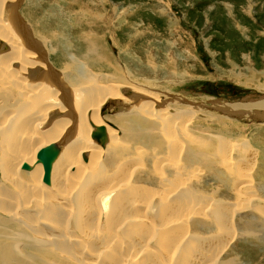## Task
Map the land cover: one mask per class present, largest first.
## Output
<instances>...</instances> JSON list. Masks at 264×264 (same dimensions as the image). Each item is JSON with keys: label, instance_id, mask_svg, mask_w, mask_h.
Listing matches in <instances>:
<instances>
[{"label": "rangeland", "instance_id": "374dc122", "mask_svg": "<svg viewBox=\"0 0 264 264\" xmlns=\"http://www.w3.org/2000/svg\"><path fill=\"white\" fill-rule=\"evenodd\" d=\"M21 3L17 14L25 30L43 48L44 59L38 54L43 67L46 61L53 72L65 74L71 85L66 83L68 91L64 99L54 93V88L49 89L51 97L46 99V87L54 77L44 67L45 74L40 77V82L46 83L42 86L44 96L38 89L37 95L33 94L39 98L35 99L38 104L26 101L21 108L22 94L34 76L27 69L23 72L25 64L20 61H0V199L4 197L0 200V216H5L8 207L11 213L8 216H12L14 224L17 221L27 224L34 219L33 224H38L41 230L77 239V243L66 242L70 251L64 246L65 251L56 254L53 248H45L51 256L36 248L21 249L22 253L30 258L37 253L38 259H45L47 264H95L98 256L103 264H264V111L241 109L260 102H242L246 96H264L259 89L264 87V0H22ZM7 5L2 7L3 19L7 18L4 11ZM2 44L0 41V48H6ZM2 48L0 52L5 50ZM78 68L82 76L75 78L72 73ZM109 84L119 87L122 102L133 94L134 90L127 89L129 86L158 95L156 108L167 107L171 111L160 117L167 124H159L157 117L145 120L139 112L134 120L132 115L125 114L124 106L135 103L124 102L121 110L120 99L106 98L101 89L96 93L97 87L104 90ZM85 85L94 86L84 91ZM71 88L73 92L79 90L77 95L73 96ZM123 90L131 92L130 95ZM134 93L149 99L147 93ZM180 107L191 108L197 115H190ZM46 108L58 111L46 110L43 120L36 119ZM91 119L101 120L104 130L113 129L116 139L122 133L121 142L133 147L132 150L110 152V143L105 141L101 149L94 139L88 152L94 154L78 153L80 138ZM133 122L143 127L138 132L125 133ZM178 127L187 130L189 142H182L184 138L176 133ZM92 128L89 131L96 133L97 138L100 127L92 125ZM69 129L68 135H73L66 137ZM3 134H8L6 144L2 142ZM10 134L12 139L8 140ZM187 144V150L197 159L185 157ZM37 146L40 149L36 150ZM36 151L43 159L36 157ZM98 154L101 165L96 169L97 175L85 183L79 179V184L80 172ZM226 157L235 163L223 168ZM72 160L78 165L76 168H71ZM162 160L166 165L164 171L157 169ZM174 161L173 167L177 166L180 176H189L192 183L183 187L182 191H187L184 197L168 185ZM135 167L137 171H133ZM195 170L201 174L196 180L190 174L193 171L198 176ZM242 170L249 171L257 195L237 201L235 191L240 181L234 182L233 176ZM158 173L163 181L158 179ZM36 183L42 186V192L35 189ZM92 186L97 188L89 189ZM101 192L116 193L104 218L100 209L104 195H98ZM54 198L56 203H50ZM160 200L163 203L155 208L156 212L154 208L151 210L154 214L145 208ZM209 206L215 213L208 216ZM46 209L43 223L40 211ZM165 209L169 211L165 225H169L163 235V232L154 235L152 245L148 246L152 237L147 230L152 224L163 226L159 223L164 224ZM159 213L161 217H154ZM179 215L186 216L187 226L175 231L171 224L173 217ZM132 216L148 225L140 222V226H130L127 222ZM213 216L222 218L217 227ZM10 230L33 236L39 231L29 230L22 223H16ZM180 230L184 233L181 245L169 260V253L174 250L167 247L165 255L161 254L162 248L155 242L165 244L164 236L168 235L178 241L179 235H171ZM113 238L121 241L115 239L114 243ZM104 248L107 249L101 253ZM122 258L129 260L122 262Z\"/></svg>", "mask_w": 264, "mask_h": 264}, {"label": "bare ground", "instance_id": "6f19581e", "mask_svg": "<svg viewBox=\"0 0 264 264\" xmlns=\"http://www.w3.org/2000/svg\"><path fill=\"white\" fill-rule=\"evenodd\" d=\"M12 1H14V0H2V2H1V6H0V12H1V14H0V41H1V44H2V46L3 45H6V48H4L5 50L4 51H1L0 52V61H2V60H4V59H8V60H16V61H20V62H22V63H24L25 64V66H24V69H23V72H25L26 73V69L27 70H29V71H31V73H32V76H34V80L33 81H31V82H29V85H28V87L25 89V92L26 93H24L23 92V94H22V98L20 99L21 101H22V103H21V105H22V107L21 108H24L25 106H24V104H25V102L27 101L28 103H32V104H38V102L36 101L37 100V98L38 97H35L37 94H35V93H37L38 91V89H40L41 88V93H43V94H40V95H42V97L44 96V91H43V89H42V86L44 85V86H46V83H44L43 81L42 82H40V77L42 76V75H44L45 74V71H43L44 69V67H45V69H46V73H50V71L52 72V77H54L53 79H51L50 81H51V85H47V87H46V90H45V98L46 99H49L50 97H51V94L49 93V89L50 88H54L55 89V91H54V93L55 94H58V95H61L60 96V98L62 99H64V97H67L66 96V93L67 92H64V90L62 89H59L58 87H57V85H58V83L62 86V87H67L66 85V83H69L70 85H71V83H70V79L67 77V79H66V77H65V74H57V73H55V71L53 72V70L51 69V67H48V63H46V61L44 62V67H43V62H42V60L40 59V55L38 56V54L36 55V53H34V51H31V50H29V49H26V48H23V47H21V44H20V42H19V40H18V37L16 36V34L13 32V31H11V28L13 27V25H14V23H13V21H11V24L9 23V21L7 20V18L5 19H3V12H2V7H3V5L4 4H9L10 2H12ZM21 1L22 0H20V4H22L21 3ZM20 4H19V6H18V8H17V10L20 8ZM65 5V4H64ZM11 6H6L5 8H6V10H5V8H4V11H6L7 13L10 11V8ZM53 10V9H52ZM55 11V10H54ZM67 12V11H66ZM7 13H6V17H7ZM65 13V12H64ZM55 14V13H54ZM63 14V13H62ZM65 15V14H64ZM59 16V15H58ZM67 16H69V15H67ZM62 17V16H61ZM65 17V16H64ZM53 18V17H52ZM57 18V17H56ZM59 18V17H58ZM62 19V18H61ZM47 20V19H46ZM7 21V23H6V25H5V22ZM60 21V20H59ZM62 21V20H61ZM38 22V21H37ZM64 22V21H63ZM61 23V22H60ZM70 23V22H69ZM13 24V25H12ZM11 25H12V27H11ZM62 25V24H61ZM60 24H59V26H61ZM48 26V25H47ZM58 28V27H57ZM67 27H64V29H66ZM72 28V27H71ZM20 29L21 28H18V32H20ZM60 29V28H59ZM63 29V30H64ZM68 29V28H67ZM9 35H11V37L9 36ZM34 35L36 36V35H38L37 33H34ZM66 36H68L67 34H66ZM40 39V38H39ZM58 40V39H57ZM64 40V39H63ZM58 44H59V41H58ZM8 46H9V49L7 50V48H8ZM61 46V45H60ZM2 48V47H1ZM0 48V49H1ZM2 48V49H3ZM43 49V48H42ZM64 49H68L67 48V46L66 45H64ZM51 51V50H50ZM7 52V53H6ZM44 52V51H43ZM48 53V52H47ZM50 53V52H49ZM44 54V53H43ZM62 54V53H61ZM66 54V53H65ZM62 56V55H61ZM47 57V56H46ZM49 57V56H48ZM43 59H44V57H43ZM63 59H64V57H63ZM47 60V59H46ZM81 73V69L80 68H78V69H76V71L75 72H73L72 73V75H74L75 76V78L77 77V76H82V74H80ZM59 76V78L57 77V75ZM48 76H50V75H48ZM47 79V78H46ZM59 79L61 80V81H59ZM38 80H39V82H38ZM42 80V79H41ZM58 80V81H57ZM49 81V80H48ZM61 82H63V83H61ZM37 83H39L40 85L38 86V84ZM111 84H113V83H111ZM57 87V89H56V87ZM72 86H73V88H74V84H72ZM94 85H92L91 87H93ZM71 87V86H70ZM91 87H87L86 85L83 87L84 88V91L86 90V89H88V88H91ZM32 88L34 89L33 90V93H32ZM36 88V89H35ZM132 89V90H134V91H136V92H139V93H147L148 95V97H149V99L148 100H145L146 98L144 97V96H140V95H138L137 93H134V91H133V94H131V96H129L128 97V95H130L129 93H131V92H129L130 90L129 89ZM70 89V88H69ZM100 89H101V91H104V94H105V96H106V98H114V99H120L119 101H121V93L118 91V90H120L119 89V87H117L116 85H112V87H110V84H109V86H106L105 88H104V90L102 89V88H100V87H97V89H96V93L98 94L99 93V91H100ZM127 89L129 90V91H127V90H123V92L124 93H128V95H127V100L126 101H124L125 103H127V102H133V103H135V105H126V106H124L125 104H124V102H122V103H119V106H121L122 108H120L121 110H123V106H124V108H127V111H125V114H127V115H132V118L134 119V120H136L137 118H138V116H137V114L136 113H140L141 115V118H147V119H145V120H148V119H150V117H157L158 118V120L160 121V122H158L159 124L161 123V122H163L165 125L167 124V122L166 121H164V120H162V119H160V117H162L163 115L165 116V114H168L169 112H171L170 111V109H168L167 110V107H161V106H159L160 108H156L157 106H158V101H157V96L158 95H155V94H153V93H149V92H147V91H142V90H140V89H135L134 87H127ZM262 92H264V87L263 88H259ZM258 89V90H259ZM77 91H75V92H73V90H72V88H71V93L73 94V96L74 95H77V93H78V89H76ZM95 89H93V91H94ZM77 92V93H76ZM33 94H35V96L33 95ZM124 95H126V94H124ZM146 95V94H145ZM30 96V97H29ZM64 96V97H63ZM73 96H72V99H73ZM24 98H26V99H24ZM29 98V99H28ZM36 99V100H35ZM39 99V98H38ZM90 101H91V99H89ZM264 98L263 99H261V100H259L260 102H255V103H252V104H249V105H244V107H242L241 109H255V110H258V111H264ZM41 101V100H40ZM61 101H63V100H61ZM262 101V102H261ZM45 102V101H44ZM42 103H43V101H41V103H39V105H41L42 106ZM45 105H49V104H46L45 103ZM117 105V104H116ZM181 109H185L190 115L192 114L193 116H195V115H197L194 111H191V108H187V107H180ZM46 110H47V112H49V113H56L58 110L57 109H55V108H46V109H44L42 112H41V114L36 118V119H38V120H43L45 117H46ZM193 110V109H192ZM235 113V112H234ZM233 113V115H235ZM225 114H227V113H225ZM229 114V113H228ZM153 115H155V116H153ZM232 115V116H233ZM20 115H17V118L19 117ZM263 117V116H262ZM15 120L16 119H14L13 121V124L15 123ZM10 122V121H9ZM134 123V125H132V123H129V127L128 128H126V132L125 133H127V132H130V131H134V132H138L143 126H141V125H139L138 123H136V122H133ZM88 125H87V127H86V131L83 133V135H82V137L80 138V142H79V145H80V147H79V149L77 150L78 151V153H81V154H83V153H88V152H90L92 149H91V146L93 145V141H94V139H96L97 140V142H98V145L101 147V149L102 148H104L105 147V141L107 142V143H110L109 145H110V152H115V151H120V150H123V151H127V152H130L131 150H132V148L128 145V147L126 146V143H122L121 141H123V139H122V133L120 134L119 133V137H117L118 139H119V141H118V139H116V137L114 138V135H113V129H107V130H104V128H103V125H104V123L100 120V121H98V120H95V119H91L88 123H87ZM10 125H12V124H10ZM92 125L93 126H96L97 125V127H100V130H98V132L100 133V134H97V138H95V134L96 133H93L92 131H89V130H93V128H92ZM4 128V127H3ZM182 128H184V127H182ZM182 128H180V127H178V129L176 130V133L178 134V135H181V137L182 138H184V140H182V142H185V141H187V142H189L190 141V139L191 138H189L188 137V132H187V130L184 128V132H182ZM137 129V130H136ZM182 129V130H181ZM87 131H89V132H87ZM69 132H71L70 131V129L66 132V134H65V136L66 137H70L71 135H73V133H71V135H68V133ZM131 133H133V132H131ZM139 134V133H138ZM8 136V134H3V137L1 136V138H2V142H4L5 143V138ZM10 138H8V140H11L12 139V135L10 134ZM131 138H133V137H131ZM1 140V139H0ZM170 141V140H169ZM168 141V142H169ZM25 142V141H24ZM23 142V143H24ZM239 142V141H238ZM6 144V143H5ZM118 145H122V146H124V147H126V148H122V149H118L119 147H118ZM189 144H187L185 147H184V150H185V157H187V158H190V159H197V157L198 156H196L193 152H189L188 150H187V146H188ZM7 146V145H6ZM180 146V143H178V145H177V147H179ZM244 146V145H243ZM1 147V146H0ZM7 148H9V147H6V149ZM37 149L36 150H38V149H40V147L39 146H37L36 147ZM113 149V150H112ZM231 149V148H230ZM229 149V150H230ZM249 149V148H248ZM8 150V149H7ZM96 150V149H95ZM107 150H108V148H107ZM106 150V151H107ZM232 150V149H231ZM125 151V152H126ZM234 151V150H233ZM7 152H9V151H7ZM35 152V151H34ZM36 153H37V151H36ZM178 153V152H177ZM88 154H94V153H88ZM225 156V155H224ZM238 157V156H237ZM247 158V157H246ZM100 155L98 154L97 155V157L96 158H94V160H93V162L92 163H90L88 166H87V168H84V169H82V171L80 172V174H79V177H78V182H79V184H80V180H82V182L81 183H85L86 182V180L88 179V178H92V176H94V174L95 175H97V171H96V169H97V167H99L100 165H101V161H100ZM123 160V159H122ZM223 161V160H222ZM165 161H161L159 164H158V166H157V169H159V170H162L163 168L165 169V167H166V165H165V163H164ZM231 162H232V164H231ZM237 162V161H236ZM72 166H71V168H76L75 167V165H77L75 162H74V160H72ZM173 163H176V161H174V162H172V166H171V174H172V176L173 177H171V179H170V181H168V185L170 184V189H172L174 192H176V194L177 195H179V196H181V197H184L185 195V192H187V191H182V190H184L183 189V187L184 186H186L187 185V187L190 185V184H192V183H190L189 182V180H190V177L189 176H187L186 178H182V176H180V172L178 171L177 172V170H176V168H177V166H176V168L175 167H173ZM235 163V162H234ZM233 161H232V159L231 158H229V157H226V158H224V162H223V165H222V167L223 168H226V167H230V166H232L233 164ZM78 166V165H77ZM222 168V169H223ZM137 169L138 168H134L133 169V171H137ZM164 169H163V171H164ZM244 169V168H243ZM194 171V170H193ZM192 171V173H194ZM227 171V170H226ZM190 172V171H189ZM195 172H196V170H195ZM199 172V171H198ZM198 172H196V173H198ZM230 172V171H229ZM192 173H190L192 176H191V178L193 179V177L195 178L194 180H196V179H198V178H201V174H199L198 176H196L195 174H192ZM183 174V173H182ZM257 174V173H256ZM184 175V174H183ZM175 176V177H174ZM249 176H250V173H249V171L247 172L246 170H242V171H240V172H238V175L236 176V177H234L233 176V179L235 180L234 182H239L240 183V185L237 187V189H236V195H237V201L240 199H242L243 197H248V198H252V197H254V196H256L257 194H256V192L257 191H255V189L257 188L256 186H254L253 184H251V179L249 178ZM93 178H95V177H93ZM80 179V180H79ZM158 179L160 180V181H163L164 180V178H163V176L161 175V174H159L158 173ZM181 179V180H180ZM261 181V180H260ZM175 183V184H174ZM190 183V184H189ZM37 184V183H36ZM124 185L125 184H122L121 185V188H123L124 187ZM176 185H178V189H180V190H178L177 188H176ZM250 185H252V186H250ZM166 186V185H165ZM255 188H254V187ZM93 188H97V187H94V186H92L91 188H89V189H93ZM168 188V187H167ZM35 189L38 191V192H42L43 191V188H42V186L38 183L36 186H35ZM99 189V188H98ZM186 189V188H185ZM238 190H242V192H238ZM173 191H172V194L174 195V193H173ZM189 191V190H188ZM171 193V192H170ZM238 193H239V195H238ZM98 195H104L101 199H100V209H101V216H102V218H104L107 214H108V212H109V210H110V205H111V201H112V199H113V197L116 195V193L115 192H112V193H108V194H106V192H101V193H98ZM166 195H169V194H166ZM166 195L164 196V197H166ZM3 197V196H2ZM168 197V196H167ZM198 198V197H197ZM210 198V197H209ZM7 199V198H6ZM0 200H4V197H3V199H0ZM30 200V199H29ZM32 200V199H31ZM56 200L57 199H52L51 201H50V203H52V204H55L56 203ZM163 200H164V198H163ZM253 200V199H252ZM33 201V200H32ZM35 201V200H34ZM82 201V200H81ZM198 201V200H197ZM6 202V201H5ZM36 202V201H35ZM31 203V202H30ZM84 203V202H83ZM161 203H163V201H158L156 204H152L151 205V207H150V204H148V205H146L145 206V208L146 209H150V213H151V210L154 208V210H153V212L155 213L156 212V210L157 209H155L158 205H160ZM6 204V203H5ZM27 204H28V202H27ZM33 204H34V202H33ZM38 204V203H37ZM213 204V203H212ZM239 204V203H238ZM25 204H23V206H24ZM5 206V205H4ZM28 205H26V207H27ZM30 206V205H29ZM33 206V205H32ZM188 206V205H187ZM214 206V205H213ZM237 206V205H236ZM35 208H37L36 206H35ZM189 208V210H190V206L188 207ZM215 208V207H214ZM172 209V208H171ZM184 209H186V208H184ZM220 209V208H219ZM230 209V208H229ZM0 210H2V209H0ZM68 210H70L68 213L70 214V213H72V209L70 208V209H68ZM163 210V209H162ZM173 210H175V209H172V211ZM188 210V209H187ZM187 210H184V211H187ZM221 210V209H220ZM225 210V209H224ZM234 210V209H233ZM4 211V210H3ZM10 210L8 209V207H6V209H5V216H8V215H11V213L9 212ZM171 211V212H172ZM215 210L212 208V207H210L209 206V208L207 207V209H206V215H210L212 212L213 213H215L214 212ZM229 211V210H228ZM9 212V213H8ZM46 212H47V209L46 210H41L40 211V217H41V219H42V221H43V223L44 222H46V219L45 220H43V218H46L47 217V215H46ZM188 213H189V211H187ZM192 212V211H191ZM216 212H218V209H217V211ZM1 213V212H0ZM8 213V214H7ZM154 213H151V214H154ZM186 213V212H185ZM187 213V214H188ZM226 213V212H225ZM186 214V215H187ZM192 214V213H191ZM4 215V214H3ZM199 214H197V216H198ZM200 215H202V214H200ZM214 215V214H213ZM219 215V214H218ZM226 215H227V213H226ZM5 216H0V238H2L1 239V241H0V264H47V261L45 260V259H38V254L37 253H33L34 255V257L33 258H30V257H28V256H25L22 252V250L21 249H29V250H33V248H36L37 250H39L40 252H42L43 254H45V255H47V256H51L50 254H51V252H49L48 253V251L45 249V248H53L54 250H56V254H58V253H61L62 251H65L64 250V246H66V250L67 251H70V248L67 246V244H66V242H68V241H71V242H74V243H77V239L76 238H74V237H72V235H66L65 233H63V234H60L59 232H55V231H47V230H41L40 229V227H39V225L38 224H33V222H34V219H30V221H28L27 222V224L26 223H24L23 221H20L24 226H25V228H27V229H29V230H32V231H35V230H39V231H35V235L33 236V235H29L28 233H23L22 231H11L10 230V228L11 227H16V223L18 224V225H20L21 223L19 222V221H17L15 224H14V222L12 221V216H8V217H5ZM23 216H26V215H23ZM146 216V215H145ZM163 216L164 217H166L165 218V220L163 221L164 222V224H162V223H159V224H161V225H163L162 227L161 226H158V225H156V226H154L153 224H152V226H151V228L149 229V230H147L148 232H147V234L148 235H150L151 237V239L150 240H148L147 241V243L149 242V244H147L148 246H151L152 244V242H150V241H153L152 239L154 238V235H157V234H161V232H163L162 233V235L164 234V232H165V228H166V226H168V225H165V222L168 220V217H169V211L167 210V209H165L164 210V213H163ZM162 216V217H163ZM188 216H189V214H188ZM195 216H196V214H195ZM205 216V215H204ZM204 216H202L203 218H204ZM154 217H161L160 216V213H159V215L158 216H154ZM190 217V216H189ZM214 218H213V220L212 221H214L213 222V224L217 227V225H219V224H221V221H222V218L219 216V217H215V216H213ZM145 218H147V217H145ZM202 218V219H203ZM206 218V217H205ZM173 219H174V222H172V224L171 225H174V226H172L174 229H175V231H178V229H182V228H185L186 226H187V218H186V216L185 217H182V216H178L177 218H176V216H174L173 217ZM207 219L209 220V218L207 217ZM225 219V218H224ZM20 220H22L21 218H20ZM155 220V219H154ZM142 221H143V219H141V218H138V217H130V219H129V221L127 222L128 224H130V226H140V222L142 223ZM150 221V220H149ZM211 221V222H212ZM228 221V219L226 220V222ZM84 222H86V221H84ZM144 222V221H143ZM157 222H158V220H157ZM229 223V222H228ZM142 224H146V223H142ZM217 224V225H216ZM146 225H148V224H146ZM146 225H145V227H146ZM165 226V227H164ZM203 226V225H202ZM205 226V225H204ZM224 226V225H223ZM228 226H229V224H228ZM249 226V225H248ZM19 227V226H18ZM219 227V226H218ZM242 228V227H241ZM197 229V228H196ZM247 229V228H246ZM151 230V231H150ZM202 230H203V228H202ZM245 230V229H244ZM250 228L249 229H247V232H250ZM200 231H201V228H200ZM146 232V231H145ZM203 232V231H202ZM201 232V233H202ZM175 233V232H174ZM187 233V232H186ZM185 233V234H186ZM205 233V232H204ZM56 234H60L59 236H57ZM183 232H182V230H180V232H178V233H176V234H172L171 236H178L179 235V237H180V239L178 240V241H176V240H174V238L173 239H171L170 238V235H168V236H164V239H165V244L164 243H162V242H155V243H158L159 245H160V247L162 248V250H161V254H164L165 255V250H167L166 248L168 247H171V249H173L174 250V252H172V253H169V256L170 257H168V259L169 260H171L172 259V257H173V254H175L176 253V251H178V248H179V246L181 245V241H182V239H183ZM34 238H33V237ZM203 237V236H202ZM114 239V240H113ZM112 240H113V242L115 243V239H116V241L118 242H120L121 241V239L119 240L118 238H113ZM202 242V241H201ZM22 244H23V246L24 247H22ZM119 244V243H118ZM21 245V246H20ZM107 248H104L102 251H101V253L104 251V250H106ZM143 250V249H142ZM164 251V252H163ZM168 251V250H167ZM117 253V252H116ZM143 254H145L146 253V250H143V252H142ZM113 254V253H112ZM168 254V253H167ZM135 257V254L131 257V259L130 260H133V258ZM123 260H122V262H126V261H128L129 259H126V258H122ZM203 262V261H202ZM95 264H103V263H101V262H99V256L96 258V261H95Z\"/></svg>", "mask_w": 264, "mask_h": 264}, {"label": "water", "instance_id": "95a60500", "mask_svg": "<svg viewBox=\"0 0 264 264\" xmlns=\"http://www.w3.org/2000/svg\"><path fill=\"white\" fill-rule=\"evenodd\" d=\"M20 4V0H15L13 2H10L8 4V6H11L10 11L7 13V20L9 21V23L11 24V21H13L14 25L12 27L11 25V31H13L16 36L18 37L19 42L21 43V45L27 47L28 49H31L32 51H35L37 54L41 55V58H43L42 54L44 53L42 49H40V46L37 44V42L31 37L30 33H28L25 30V27L22 25L21 22V18L20 16L17 14V8ZM17 25V26H16ZM18 28L20 29V32H18ZM43 60V59H42ZM56 73V72H55ZM50 75H52V72L50 73ZM57 75V74H56ZM58 81V80H57ZM57 87L59 89H63L64 92H67L68 89L66 87H62L59 83L57 85ZM264 96H246L245 98L241 99L242 102H246V101H257V100H261L263 99ZM218 102V101H216ZM255 113V112H254ZM236 114H245L244 112H237ZM256 115V113H255ZM36 157L38 159L42 158L40 152L37 153ZM43 159V158H42ZM41 160V159H40Z\"/></svg>", "mask_w": 264, "mask_h": 264}]
</instances>
